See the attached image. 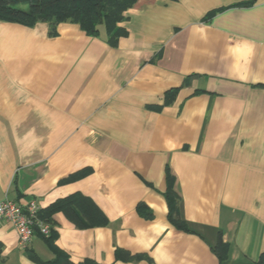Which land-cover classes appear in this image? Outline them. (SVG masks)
<instances>
[{
    "label": "crops",
    "instance_id": "obj_1",
    "mask_svg": "<svg viewBox=\"0 0 264 264\" xmlns=\"http://www.w3.org/2000/svg\"><path fill=\"white\" fill-rule=\"evenodd\" d=\"M119 25L0 19V202L104 218L57 210L25 246L3 219L0 264L264 262V0H137Z\"/></svg>",
    "mask_w": 264,
    "mask_h": 264
},
{
    "label": "trees",
    "instance_id": "obj_2",
    "mask_svg": "<svg viewBox=\"0 0 264 264\" xmlns=\"http://www.w3.org/2000/svg\"><path fill=\"white\" fill-rule=\"evenodd\" d=\"M28 2L27 9L16 8L15 5L19 2ZM109 0H0V19L6 21L19 22L26 25H34L39 21H46L50 24L53 34H56V27L61 22H75L79 23L81 27L89 34H97L99 32V26L104 25L109 35V41L115 43L117 38L125 34V29L119 25V22L124 20V12L132 7L137 0H129L126 6L112 11V3ZM116 10V11H115ZM111 12L115 13L118 17L113 16ZM80 174L79 176H81ZM79 176H72L66 179L70 181ZM170 184V175H168ZM174 193L173 190L168 192V200L172 205ZM89 203L85 198L81 196H73L69 199L57 201L49 208L40 209L38 217L41 221L51 225L50 235L47 237L37 231L46 238H54L55 230L53 228L52 214L57 210H63L67 214L72 215V219L77 226L84 227L86 225L101 224L104 222V218L99 209L93 206L91 217H82L79 213H76V204ZM85 204V205H86ZM90 205V204H89ZM92 207V206H91ZM90 209V208H89ZM172 209V208H171ZM87 216V215H86ZM173 219V222L181 227L185 228V224L181 219ZM36 234V235H37ZM228 245L223 243L222 239L219 240L217 246L214 248L215 252L219 255L220 259H224L227 256ZM117 256L123 257V250H117ZM141 256L136 257V259ZM45 264H73L68 260L66 255L61 254V258L56 262H48ZM83 264H98L92 261H86ZM259 264H264L261 261Z\"/></svg>",
    "mask_w": 264,
    "mask_h": 264
},
{
    "label": "built area",
    "instance_id": "obj_3",
    "mask_svg": "<svg viewBox=\"0 0 264 264\" xmlns=\"http://www.w3.org/2000/svg\"><path fill=\"white\" fill-rule=\"evenodd\" d=\"M40 209L34 200L20 203L7 198L0 202V221L5 219L11 222L17 231L20 245L25 246L33 240L37 231L47 237L50 235L51 225L38 217Z\"/></svg>",
    "mask_w": 264,
    "mask_h": 264
},
{
    "label": "rangeland",
    "instance_id": "obj_4",
    "mask_svg": "<svg viewBox=\"0 0 264 264\" xmlns=\"http://www.w3.org/2000/svg\"><path fill=\"white\" fill-rule=\"evenodd\" d=\"M110 1V0H109ZM109 1H108V3H109ZM111 3H112V11L114 10V9H116L117 8V10L118 9H120L121 7H123V6H126L127 4H128V2H129V0H111L110 1ZM15 7L16 8H21V9H27V7H28V2L26 1V2H19V3H17L16 5H15ZM116 11V10H115ZM119 11V10H118ZM112 13V15L113 16H111V17H118V16H116L115 15V13H117V12H111Z\"/></svg>",
    "mask_w": 264,
    "mask_h": 264
}]
</instances>
